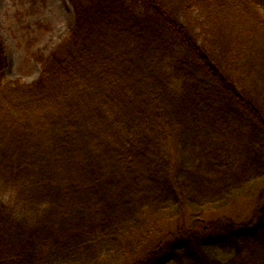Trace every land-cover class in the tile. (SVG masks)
I'll return each mask as SVG.
<instances>
[{
  "label": "trees",
  "instance_id": "trees-1",
  "mask_svg": "<svg viewBox=\"0 0 264 264\" xmlns=\"http://www.w3.org/2000/svg\"><path fill=\"white\" fill-rule=\"evenodd\" d=\"M68 2L31 83L0 34V264H264V0Z\"/></svg>",
  "mask_w": 264,
  "mask_h": 264
},
{
  "label": "rangeland",
  "instance_id": "rangeland-1",
  "mask_svg": "<svg viewBox=\"0 0 264 264\" xmlns=\"http://www.w3.org/2000/svg\"><path fill=\"white\" fill-rule=\"evenodd\" d=\"M73 24L74 12L68 0H0V34L7 57L6 79L24 83L36 80L42 70V64L36 59L38 51L49 55L69 36ZM258 199L259 196L256 199L246 198L236 207L207 213L204 225L208 227L203 225L196 231H206L211 233L208 235L211 237L213 227L209 225L212 221L229 218L244 222V218L251 215L256 202H259ZM183 221L184 217L172 221L169 224L171 231H178ZM161 238L167 240V236ZM157 242L150 241L148 245L155 247ZM144 253L143 250L140 255Z\"/></svg>",
  "mask_w": 264,
  "mask_h": 264
}]
</instances>
